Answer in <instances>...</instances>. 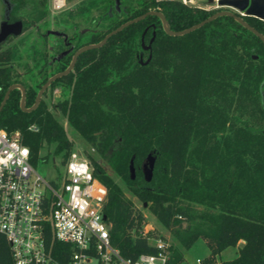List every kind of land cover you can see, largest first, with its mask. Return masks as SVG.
Segmentation results:
<instances>
[{
  "label": "trees",
  "instance_id": "trees-1",
  "mask_svg": "<svg viewBox=\"0 0 264 264\" xmlns=\"http://www.w3.org/2000/svg\"><path fill=\"white\" fill-rule=\"evenodd\" d=\"M40 1L25 19L14 16L21 2L10 0V20H20L23 32L42 21L46 0ZM93 10H101L98 21L60 35L52 55L31 48V65L21 61L15 45L0 47V104L9 87L20 84L25 107H32L42 85L64 71L79 48L144 13L159 11L170 30L180 31L217 12L181 0H120L118 10L115 0H81L67 16L93 23ZM243 19L264 36L263 21ZM152 38L144 49L142 42ZM56 85L64 91L57 108L95 151L85 155L107 189L103 210L111 243L123 257L154 253L147 237L158 236L142 234L144 217L128 193L148 205L181 248L202 239L209 253L201 264H264V43L255 34L223 15L173 36L148 14L81 52L72 70L50 84ZM21 97L19 88L9 91L0 127L20 132L32 161L44 145L66 160L73 141L63 125L44 100L22 110ZM149 154L150 179L144 167ZM230 246H237V254L218 261ZM183 262L182 252L171 246L167 264ZM0 264H13L1 232Z\"/></svg>",
  "mask_w": 264,
  "mask_h": 264
},
{
  "label": "built area",
  "instance_id": "built-area-1",
  "mask_svg": "<svg viewBox=\"0 0 264 264\" xmlns=\"http://www.w3.org/2000/svg\"><path fill=\"white\" fill-rule=\"evenodd\" d=\"M220 1L206 2L203 8L229 9ZM50 2L54 11L66 6L65 0ZM31 161L20 132L8 134L0 127V232L13 264H167L171 245L161 236H148L155 252L133 260L112 245L110 224L103 218L107 189L94 176L84 152L72 149L66 160L61 157L62 171L50 181ZM53 163L57 169L54 158Z\"/></svg>",
  "mask_w": 264,
  "mask_h": 264
},
{
  "label": "rangeland",
  "instance_id": "rangeland-1",
  "mask_svg": "<svg viewBox=\"0 0 264 264\" xmlns=\"http://www.w3.org/2000/svg\"><path fill=\"white\" fill-rule=\"evenodd\" d=\"M10 3V0H8ZM21 2L20 8L15 12L14 16L24 17L29 19L34 16L32 12L33 5L41 4L40 0H16ZM81 0H71L66 1V6L61 11H54L51 6L50 0H46L43 8L46 11V15L42 21L35 23L33 26L29 27L27 30L22 32L18 36H10V39L5 40L0 44L1 48L6 46L15 45L21 52L22 62L27 61L28 65L32 64V60L28 57V52L31 48L36 47L38 49L47 51L48 55H52L54 52V41L58 40L59 36H69L75 31L86 30L92 27V25L98 21L99 14L101 10H93L91 16L95 19L92 23L90 18L85 19L84 17H73L68 19L67 14L70 11H74L75 7ZM208 0H191L188 4L203 8L204 3ZM42 5V4H41ZM4 0H0V24L3 20L5 11ZM204 9V8H203ZM207 10V9H206ZM62 20H67L64 23ZM21 74L24 72V67L18 68ZM64 98L63 88L59 85L48 86L43 92L41 99L47 104L51 113L60 121L63 125L69 139L73 141V150L77 153L84 152L95 155L93 146L89 145L85 140H83L68 124L66 117L61 114L60 110L57 108V102ZM53 146L47 148L46 145L39 151V155L34 161H31V165L34 170L41 175L46 180H53L58 172L62 171L60 165V160L62 153L53 154ZM53 158L57 169H55ZM118 180V179H117ZM119 181V180H118ZM135 204V206L141 211L144 217L143 230L144 233L151 231L158 236L166 239L171 246L179 249L182 252L184 262L183 264H200L199 260L205 257L208 253V247L202 239L196 240L191 247L188 249L181 248L176 241V239L169 233L168 230L163 228L161 224L155 219V217L150 213L148 205L144 207L137 198L130 194H126ZM239 246L242 245V241L238 243ZM237 254V246H230L222 251L218 256L217 260H227L233 258Z\"/></svg>",
  "mask_w": 264,
  "mask_h": 264
},
{
  "label": "water",
  "instance_id": "water-1",
  "mask_svg": "<svg viewBox=\"0 0 264 264\" xmlns=\"http://www.w3.org/2000/svg\"><path fill=\"white\" fill-rule=\"evenodd\" d=\"M211 0H208V3L210 2ZM4 3L6 5L5 7V11H4V16H3V20L0 24V44H2L8 37L10 36H18L20 35L22 32H23V24L20 20H17L15 22H12L10 23L9 22V19H10V13H11V10H12V5L11 3H9L8 0H4ZM206 3V2H205ZM119 4H120V0H115V8L118 10L119 9ZM219 4L221 6H224V7H227L229 9H223V10H220V11H217L215 12L214 14L210 15L208 18L192 25L191 27H188L186 29H183V30H180V31H172L170 30L169 26H168V23H167V20L166 18L163 16V14L159 11H149L147 13H144L130 21H127L123 24H121L120 26H118L117 28L113 29L112 31H110L108 34L105 35V37L99 42V43H96V44H89V45H85V46H82L81 48H79L73 55L72 57V60L70 62V64L68 65V67L64 70V71H61L59 73H56L54 74L53 76H51L43 85L42 87L39 89L37 95H36V99H35V103L32 107L30 108H26L25 107V91H24V88L20 85V84H14V85H11L9 87V89L6 91L3 99H2V102L0 104V110L1 108L3 107L7 97H8V94H9V91L13 88H19L22 92V97H21V102H20V107L22 110H25V111H30L32 109H34L40 99H41V96L43 94V92L46 90V88L55 80L57 79L58 77H61L63 75H66L67 73H69V71L72 70L74 64H75V61L78 57V55L85 51V50H88V49H91V48H97V47H100L101 45H103L107 39L116 34L117 32H119L120 30H122L123 28L127 27L128 25L132 24L133 22H136L138 20H140L141 18H143L144 16L148 15V14H153V15H156L160 18L161 22H162V26H163V29L165 30V32L169 35H173V36H179V35H183V34H187L201 26H203L204 24H206L207 22H210L212 21L213 19L219 17V16H223V15H227V16H231L233 17L237 22H239L243 27H245L246 29H248L249 31H251L253 34H255L263 43H264V36L258 32L255 28H253L251 25H249L246 21H244L243 17L240 16L237 11H243L245 13L246 16H251V17H255L259 20H262L264 19V0H221L219 2ZM153 38L151 39L150 43L148 45H145L143 42H142V47L144 49H149L150 48V45H151V42H152ZM153 165H154V158L151 157V155L149 154L146 161L144 162V167H145V171H146V174H148V179L151 178V173H152V169H153ZM130 174H131V178L133 179L134 178V175H135V172H134V168L133 166L131 165L130 166ZM147 204L144 203V207L146 206ZM104 219L106 218V216L104 215L103 217Z\"/></svg>",
  "mask_w": 264,
  "mask_h": 264
},
{
  "label": "flooded vegetation",
  "instance_id": "flooded-vegetation-1",
  "mask_svg": "<svg viewBox=\"0 0 264 264\" xmlns=\"http://www.w3.org/2000/svg\"><path fill=\"white\" fill-rule=\"evenodd\" d=\"M15 21H17V20L12 21V20L9 19V22H10V23L15 22Z\"/></svg>",
  "mask_w": 264,
  "mask_h": 264
},
{
  "label": "crops",
  "instance_id": "crops-1",
  "mask_svg": "<svg viewBox=\"0 0 264 264\" xmlns=\"http://www.w3.org/2000/svg\"><path fill=\"white\" fill-rule=\"evenodd\" d=\"M238 247H239V245H238Z\"/></svg>",
  "mask_w": 264,
  "mask_h": 264
}]
</instances>
